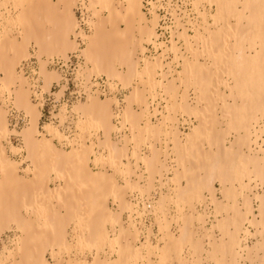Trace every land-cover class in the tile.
Listing matches in <instances>:
<instances>
[{"label":"bare ground","instance_id":"6f19581e","mask_svg":"<svg viewBox=\"0 0 264 264\" xmlns=\"http://www.w3.org/2000/svg\"><path fill=\"white\" fill-rule=\"evenodd\" d=\"M3 1H11L16 13L1 4L8 11L0 13V72L4 75L0 76V133L10 132V106L28 114L30 121L22 132L25 151L13 153L26 152L23 160L30 162L31 169L21 175V161L10 159L0 142V264H52L46 258L48 252L54 264H152V256L155 264H165L171 252L177 254L176 261L186 264L184 246L196 235L192 221L205 222L206 212L202 216L198 208L212 203L216 213H226L214 225L226 230L222 232L226 238L219 245L214 243L218 247L208 252L206 263L241 264L242 252L248 251V263L264 264V191L256 193L264 187V0H207L214 3L216 13H198L202 25L193 24L186 12L178 17L175 10L171 47L156 45L159 6L152 3L149 19L143 12L145 0H89L93 17L88 35L75 13L84 0ZM239 3L243 10H238ZM136 24L139 38L134 36ZM186 24H193L194 37ZM72 36L83 37L85 48L81 50ZM175 37L183 40L186 53L178 48ZM31 43L38 48L45 91L61 78L60 72L48 68L54 58L67 60L68 52L74 50L84 60L78 77L85 79L87 98L74 107L79 133L69 152L57 149L40 133L41 112L32 101L29 80L17 72L30 56ZM146 44L159 47L162 54L147 56ZM171 51L180 71L172 70V63L165 64ZM103 75L111 92L120 87L128 90L124 106L116 97L100 98L93 78ZM157 98L165 101L162 112L151 105ZM185 116L197 123L189 134L179 128L190 121L181 122ZM96 149L105 150L106 156H98ZM92 165L101 168L95 172ZM157 176L166 191L146 207L157 215L162 211L164 244L153 247L149 241L141 243L135 216L142 218L139 199L151 198ZM217 181L223 200L215 195ZM204 191L211 196L203 198ZM111 200L118 203V210L109 208ZM188 207L190 212L185 211ZM246 223L259 227L256 234ZM13 225L19 236L14 234L10 248L1 235ZM173 225L179 237L172 232ZM249 237L256 242L243 245ZM189 246L193 249L195 244ZM86 248L95 250L91 262L78 258ZM218 255L224 260L219 261Z\"/></svg>","mask_w":264,"mask_h":264},{"label":"rangeland","instance_id":"374dc122","mask_svg":"<svg viewBox=\"0 0 264 264\" xmlns=\"http://www.w3.org/2000/svg\"><path fill=\"white\" fill-rule=\"evenodd\" d=\"M119 1L120 0H115L116 3ZM199 1H201V2L198 3V0H145L144 1L143 12H144V14H146V16L149 19H151L150 11L153 9L152 3L157 4V6H159V8L157 9V14L160 16L158 28H157L158 39L154 40V41H156V45H159L161 43H165L166 45L171 47V45H170V40L172 38L171 35H172V33H174L176 31V26H175L176 20L174 17V15H176V14H174L175 10H176L177 16L179 15L180 17L184 16L182 14L183 12H186L188 14L189 18L191 19V21L193 22V24H196V25H202V22H203L202 17H200V15H198V13H207L208 15H211V16L215 15L216 6L214 5L213 2L210 1V3H209L207 0H199ZM196 2L199 5L198 4L196 5L195 4ZM2 3L5 4L6 9H8V10L10 9L11 11L15 10L14 4L11 1H9L7 3V2H4L3 0H0V13H3L6 10L3 8L4 5H3V7L1 6ZM81 3H85L87 8L85 6L83 7ZM6 4L8 5L7 7H6ZM89 4H90L89 0L81 1V2H79L78 8L75 9L76 17L80 23V28L87 35L91 33L90 32L91 27L89 28V25H90L89 21L93 17V10L91 9ZM195 6H198L197 7L198 10H200L199 12L195 8ZM237 6H238L237 7L238 10H240V9L243 10V8L241 7L242 6L241 3H239ZM7 11H5L4 13L7 14ZM14 13H16V10ZM0 22H1V14H0ZM209 22L212 23L211 17L209 18ZM245 23L246 22H244V25H245ZM193 24L192 25L186 24L188 27V28L186 27L188 29V34L191 37H194V35H195V31H194L195 29L193 28L194 27ZM137 26H139V25L136 24L135 29H134L135 38H139V33L137 30L139 28H137ZM121 27L123 29L125 28L123 24H121ZM178 30H180L179 32H182V29L179 28ZM175 36L177 37L178 33ZM176 37H175V42H177L178 48H180L183 53H186L183 40H180L179 38H176ZM72 40H75L76 43L79 44V47L81 50L85 48V45H84L85 41H84L83 37L81 38V36H78V37L72 36ZM145 47L147 48V56H150V55H153V56L157 55L158 56V54L160 55L163 52V51H161V49L159 47L157 49H155V45H153V44H146ZM28 52L30 53V56L23 61L22 66L17 68V72L22 73L26 78H28L29 83H30V88L33 92L32 93V101L34 104L38 105V108L41 112L39 131L42 134V136H45L48 139H51L53 142V145L57 149L65 150V151L69 152L71 149V145H70L71 141L75 138L77 133H79L78 115L73 110L79 101L84 102L85 99L87 98L85 84L83 83L85 79H84V77H78V75H79L78 70H80L79 69L80 65H82L84 63V60L82 57H80L81 56L80 51H74V50L68 52L69 57L67 60L66 59L64 60V58H62V57L61 58H59V57L54 58L53 63L49 64L48 68L50 71L56 70V71L60 72L61 78L58 82H55L52 85V87L50 88L49 91H45L43 88V86H44L43 77H42L41 72H40L41 66H40L39 59H38V48L36 47V45L34 43L33 44L31 43L28 46ZM11 55H12V53H11ZM73 55L77 56L78 59H74ZM166 55L167 56L164 59L165 64L172 63L171 64L172 70L180 71L181 68L177 65L178 63L174 62L175 56L172 53V51L168 52ZM9 56H10V54H9ZM56 60L58 62H63L65 64V67L62 64L55 62ZM76 65H77V67H76ZM61 67H62V69H61ZM74 70H75V77H74ZM0 76L2 78H4V75L2 72H0ZM107 82H108L107 78L104 75L99 77V78H97V77L93 78V83L99 84L100 98L102 100H105L107 97H111V98L116 97L117 100L120 102V105L124 106V104H125L124 98L126 97L125 95H128V90L124 91V89L122 90V87H120L119 91L111 92L108 85H107L108 84ZM96 89L97 88L94 86L93 90H96ZM5 95H7L6 98L9 97V93H7V94L5 93ZM190 99H191V101H194L193 91L190 92ZM150 101L152 102V100H150ZM159 102L161 103V106H159V104H158ZM157 104L159 107L157 106ZM9 105H11L10 102H9ZM151 105L153 106V108H158L162 112L163 107L166 104H165V101H163L161 98L160 99L157 98L156 102L152 103ZM116 108H117V106L114 105L113 106L114 112L116 111ZM8 111H9V114L7 115V121H8V128H9L10 132L7 133L6 135L0 133V142L5 147L6 155L10 159H13L15 161H21L20 171H21V175H24L25 174L24 171H26L27 169H31L30 162L28 160H23V158L26 156V152H23V155L22 154L20 155L18 153H13V150L19 149L21 151H25V141H24V138L22 136V132L24 131L23 129H25L26 126L28 125L30 118H29L28 114L23 109L19 110V109L15 108L13 105L9 107ZM160 118H161V116H159V119ZM182 119L191 121V122L189 121L190 124H189V122H186V123H184V125H181L179 127L181 133L189 134L191 128L194 125H197L196 120L194 118L188 119L187 116L180 117L181 122H183ZM152 122L157 123L156 118L152 117ZM256 128L258 129L259 127L256 126ZM49 129H51V130L53 129L54 131L50 132ZM89 132H92V131H88L86 134H88ZM98 133H99L98 137L103 138V133L102 132H98ZM40 135L37 136L38 139H42V136H40ZM59 136L61 138H59ZM231 140H234V137ZM93 141H95L97 143V138H94ZM89 144H90V142H89ZM155 144L157 146L160 145V144H158V142H156ZM171 147H173V145ZM95 151H96V153H98L97 154L98 156H99V154H104L106 156L105 150L96 149ZM149 154H150V151L147 152V155H149ZM122 160H123L124 164L128 163L126 158H122ZM134 161L135 160L131 158V162L135 163L136 161L135 162ZM132 165H133V168H136V167H134L135 164H132ZM100 166H97V167H100ZM97 167H95V165L91 166L92 169H95L94 170L95 172H97V169H98ZM108 170H109V172H108L109 174L113 173L112 169H108ZM168 177L172 178L173 176L168 175ZM158 178H159V176H157L156 180H155L157 185L154 184V186L155 185L156 186L152 190L150 189L151 190L150 191L151 198L148 199L149 197L148 198L145 197L143 199H141V198L139 199V202H140L139 210L141 213H143L142 218H138V216H135L139 222L138 226L140 228V241H141V243H146L147 241H149L153 247H156L158 245L163 246V244H164L161 242L162 234L160 232V225L163 224V222L161 220V216L163 214L162 215L160 214L162 211H160L159 215H157L156 212L153 211L152 207H150V208L146 207L147 203H150L151 206H152V203L155 204L159 200L161 192L166 191V189L164 190V188H161L159 186V180L160 179H158ZM144 183L145 182L143 181V184ZM214 186L218 191L217 193H215L216 197H218L220 200L221 199L223 200V188H222L220 182L217 181L214 184ZM261 188L259 187L256 190V193H258L260 195L263 194L264 187L261 186ZM221 191H222V193H221ZM203 194H204L203 198L205 196H207V198H209L211 196V195L209 196V193H207L206 191H204ZM211 198L213 199V196ZM212 199H211V201H212ZM132 201H135L134 197H132ZM200 201H201V199L198 202H195L196 206H197V203L199 204ZM108 205H109V208L112 209L113 211L118 210V208H117L118 203H113V201L111 200L108 203ZM169 205L170 204H168V207H169ZM257 206H258V204H257ZM168 207L166 206V208L164 209V212L168 210ZM203 208L204 207L198 208V211L199 210L201 211L200 214L202 216L206 212V214L203 216V217H205V219L203 217H201V219H204L205 222H207V223H205V222L199 223L198 221H192V226L194 225L193 228H194V232H196L195 233L196 235L193 236L194 239L192 238V241H191L192 243L190 242V244H195L196 247H198L199 249L201 247V249L203 248V250H201V252H200V250L194 249V248H196L195 246H193V249H192L189 246L190 244L185 245L184 246V257L187 259V261H185L186 264H207L206 259L209 255V253L210 252L214 253V252H212L214 250V247L217 244L219 245L223 241V238L224 239L226 238V237H223L224 235H222V234L226 233V232L222 233L225 229L221 231L219 228L216 229L214 226L217 224L218 220L223 219V217L225 216L226 213L221 212L222 210H220V212H219V210H217V213L219 212L218 216H217V213L215 212V210L218 208H216V206H213V203L211 204L210 207L204 208L205 211L203 210ZM256 208L257 207L255 205V209ZM185 209H187V210H185L186 212H190V210H188L189 207L185 208ZM172 210L174 211V209H172ZM64 211L65 210H62L63 213H65ZM193 213H195V216H198V214H199V213L196 214V212H193ZM193 213L191 212V214H193ZM188 214H190V213H188ZM214 214L218 217L217 219H215ZM255 214L258 215L259 214L258 211L255 210ZM124 218H125L124 221L127 222L128 221L127 215ZM218 222H220V221H218ZM247 224L248 223H246L245 227L248 228V230H250L252 234H256L257 230H255V229L259 230V227L257 226L258 228L257 227L255 228L254 226L251 227V225L249 227V225H247ZM106 225L109 229H111L109 227L110 226L109 224H106ZM210 225L213 227V229L211 228ZM210 229H211V231H210ZM69 231L71 232V229H69ZM172 232H174V234L179 237V230L176 229V225L172 226ZM199 233H201V234H199ZM14 234H15V237L19 236V233L17 232L15 225H13L11 230L10 229L4 230V232L1 235L2 239L4 240V243H6V245L10 248L13 247V245H14V244H11V243H14L13 240L16 239V238H14ZM203 235H204V238H203ZM199 239H202L203 241L199 240ZM195 240H197L199 242L198 245L203 244V246H201V245H200V247L197 246L198 242ZM194 241H195V243H194ZM212 242H213V244H212ZM254 242H256V239H254V237H249L248 240L243 242V245L247 244V246H252ZM138 246H140V245L138 244ZM191 247H192V245H191ZM216 247H218V246H216ZM216 247H215V249H216ZM1 248H2V244L0 245V257L2 256V252H3V249H1ZM92 250L93 251H90L88 248H86L84 250V252H81V253L79 252L78 258H80V260L82 262L83 261L91 262L93 259V254L95 253L94 248H92ZM189 250L190 251L193 250L192 252H195V253H192L193 256L190 255L191 252H189ZM196 250H198V252ZM202 251H204V252L202 253ZM199 253H201V254H199ZM74 254H76V252L73 253V255ZM176 255H175V252H171L169 256H171V259L174 257V259H172L174 262L171 259L167 258V260H170V261H167L166 263L171 264L173 262V264H180L178 261H176V257H175ZM220 255H218L219 261L224 260V259H222L223 256L221 257ZM242 255H243V259L241 260V264H250V263H248L249 261H247V259L249 260L248 251L242 252ZM46 258L50 263H52V264L55 263L53 258L51 257V252L46 253ZM212 261L213 260H210L211 264H215L214 261L213 262ZM151 262H152V264H155L156 258H154L152 256ZM6 263H7V261H6ZM181 264H184V263H181Z\"/></svg>","mask_w":264,"mask_h":264},{"label":"built area","instance_id":"2783aa9c","mask_svg":"<svg viewBox=\"0 0 264 264\" xmlns=\"http://www.w3.org/2000/svg\"><path fill=\"white\" fill-rule=\"evenodd\" d=\"M74 57V59H78L77 58V56H75V55H73ZM55 62H58L57 60L55 61ZM59 64H62L64 67H65V64L63 63V62H58ZM78 64V63H77ZM76 67H77V65H76ZM61 69H62V67H61ZM76 70V69H75ZM75 70H74V77H75Z\"/></svg>","mask_w":264,"mask_h":264}]
</instances>
